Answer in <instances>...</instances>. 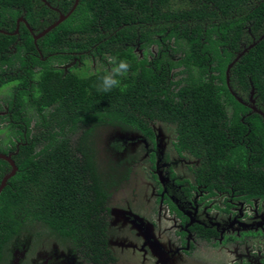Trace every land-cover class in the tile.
I'll use <instances>...</instances> for the list:
<instances>
[{"label":"trees","instance_id":"obj_1","mask_svg":"<svg viewBox=\"0 0 264 264\" xmlns=\"http://www.w3.org/2000/svg\"><path fill=\"white\" fill-rule=\"evenodd\" d=\"M19 18L31 31L19 23L14 34ZM0 30V89L10 86L13 120L28 129V113L35 119V134H18L26 144L0 193V237L30 223L68 234L101 226L95 212L104 197L91 144L97 127L152 134L149 122L173 124L186 148L194 137V147L208 150L211 164L229 144L222 134H264V118L246 116L236 99L247 101L253 89L264 113V0H0ZM151 46L156 54L147 52ZM71 52L82 53L83 64L91 55L98 68L89 74L86 64L75 65L64 74L57 66ZM111 57L131 67L118 88L98 92ZM6 168L0 160V180Z\"/></svg>","mask_w":264,"mask_h":264},{"label":"flooded vegetation","instance_id":"obj_2","mask_svg":"<svg viewBox=\"0 0 264 264\" xmlns=\"http://www.w3.org/2000/svg\"><path fill=\"white\" fill-rule=\"evenodd\" d=\"M19 23L31 31L23 18L17 20V31ZM67 54L72 56L69 62L57 66L64 74L84 64L94 73L91 55L83 57V64L82 53ZM250 94L247 101L236 97L247 108L245 115H264ZM10 101H0V155L15 166L13 157L26 144L18 134L24 140L25 134H35V119L31 111L28 129L24 122L20 126L12 119L15 105ZM225 110L229 117L233 114L230 106ZM149 126L152 134L124 131L119 136L111 128L114 137L108 141L104 166H97L94 157L104 197L102 211L95 212L102 217L100 227L91 218L87 222L97 225L68 234L30 223L0 237V264H264V134H222L229 144L211 164L208 150L194 147V137L193 147H185L175 125L156 120ZM3 161L9 169L0 186L13 172ZM248 172L254 178L244 174Z\"/></svg>","mask_w":264,"mask_h":264},{"label":"rangeland","instance_id":"obj_3","mask_svg":"<svg viewBox=\"0 0 264 264\" xmlns=\"http://www.w3.org/2000/svg\"><path fill=\"white\" fill-rule=\"evenodd\" d=\"M156 50H157V47L156 46H152L149 48V50L147 51L149 54L153 53V54H156ZM139 56H140V52H138ZM141 57V56H140ZM90 64V62H89ZM95 66L96 68H98L99 66V63L96 62L95 63ZM181 69H176L174 70V72H180ZM180 74L177 73V76L175 77L174 80L180 78ZM10 86H5L3 88L0 89V101H3V100H6V99H9L10 97ZM227 112L229 113L230 112V108L227 107ZM155 127L156 128H161L162 129V126L160 124H157L155 123ZM169 130L172 131L173 130V127L170 125L168 126ZM113 131L111 130V128H100L96 131V133L94 134V141L91 142L94 150H95V160L97 162V166H100V167H103L104 166V163H105V159L106 157L108 156V141L110 139V137H114V135H111ZM124 131H121L119 129H115L114 130V133L121 136L123 134ZM77 136L79 134V132H76L75 133ZM1 138V136H0ZM75 137L73 136V139Z\"/></svg>","mask_w":264,"mask_h":264},{"label":"clouds","instance_id":"obj_4","mask_svg":"<svg viewBox=\"0 0 264 264\" xmlns=\"http://www.w3.org/2000/svg\"><path fill=\"white\" fill-rule=\"evenodd\" d=\"M111 65L110 70L99 77L98 82L94 85L98 92L108 93L120 86L121 77H124L131 67V65L123 59L111 57L109 59Z\"/></svg>","mask_w":264,"mask_h":264},{"label":"water","instance_id":"obj_5","mask_svg":"<svg viewBox=\"0 0 264 264\" xmlns=\"http://www.w3.org/2000/svg\"><path fill=\"white\" fill-rule=\"evenodd\" d=\"M42 1L44 2V0H42ZM77 1H78V0H76V3H77ZM75 5H76V4H75ZM70 12H71V11H70ZM70 12H69L66 16L60 15V16H59V20H57V22H55L54 24H52V25H50L49 27H47V28H46L45 30H43L41 33H39V34H37V35H34V36H33V40H34V42H36L37 39H39L40 37L44 36V35H45L47 32H49L52 28H54V27L57 26L59 23H61L63 20H65L66 17L70 14ZM16 31H17V29H16ZM16 31H15V33H16ZM263 36H264V35H263ZM252 46H253V45H252ZM252 46H249V48L252 47ZM245 51H246V50H244L243 52H241L240 54H238L236 60H237L239 57H241ZM140 56H141V54H140ZM236 60H235V61H236ZM232 64H233V63H231L230 65H228V67H227V69H226V82H227V84H228V73H229V70H230ZM250 95H251V97L253 96V90H251V94H250ZM239 101H240V100H239ZM259 113H260V112H259ZM260 114H261V113H260ZM262 116H263V118H264V115H263V114H262ZM0 159L6 160V161L9 162V163L11 164V166L13 167V172H12L10 175H8L7 177H5V178L3 179L2 184H1V186H0V191H1V189L4 187L6 181H7L10 177H12V176L14 175L16 168H15L13 162L11 161V159H10L9 157H6V156H4V155H0Z\"/></svg>","mask_w":264,"mask_h":264}]
</instances>
